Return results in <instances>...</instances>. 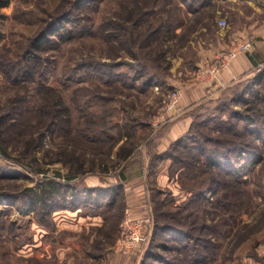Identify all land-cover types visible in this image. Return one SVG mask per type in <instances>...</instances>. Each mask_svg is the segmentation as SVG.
I'll use <instances>...</instances> for the list:
<instances>
[{
	"label": "rangeland",
	"instance_id": "rangeland-1",
	"mask_svg": "<svg viewBox=\"0 0 264 264\" xmlns=\"http://www.w3.org/2000/svg\"><path fill=\"white\" fill-rule=\"evenodd\" d=\"M6 1L0 264H264V63L220 92L207 91L191 105L186 130L166 138L182 111V87L216 81L198 72L224 50L209 57L203 51L225 43L241 28L239 10L251 13L252 6L246 0ZM48 25L59 26V34L31 47ZM173 88L181 96L165 109ZM230 121L261 157L240 183L203 153L231 140L232 131L219 130ZM71 171L77 173L69 180ZM139 173L133 190L127 178ZM46 178L80 190L120 187L99 208H71L66 197L53 201L59 208L41 216V224L24 201L26 188ZM126 210L147 223L146 241L130 253L116 245ZM170 227L190 235L176 237Z\"/></svg>",
	"mask_w": 264,
	"mask_h": 264
},
{
	"label": "trees",
	"instance_id": "trees-1",
	"mask_svg": "<svg viewBox=\"0 0 264 264\" xmlns=\"http://www.w3.org/2000/svg\"><path fill=\"white\" fill-rule=\"evenodd\" d=\"M7 2L8 1L6 0H0V7L6 6ZM64 22L65 21H63L62 24H64ZM48 26L49 27L47 30H45L47 31L46 33L44 30H42L38 37L32 40L31 47L34 49L39 48L41 42L49 40L47 38L48 36L54 35L56 33L59 34L57 31L59 30V26ZM244 116V120L247 121H249L251 118V115L248 113H246ZM227 124L229 125L219 126V130L222 132L225 130L230 132L232 131L231 140L226 139L218 141L215 143V147L212 151L207 150L206 152L203 151V153L205 158L209 159L212 165H217L219 168H223V170L226 171L231 176V178L233 177L235 181L240 183V178L244 174V171L247 170V166L253 165L259 161L261 157L257 153L258 151L250 149L248 143H244L239 139L241 131L239 132L238 124L234 125L231 123V121ZM262 131L264 133V130ZM259 134L260 133H257L256 135L259 136ZM178 141L176 143H178ZM192 154L195 156L194 153ZM202 163L206 164L204 161H202ZM76 173L77 172L71 171V174L67 175V179L70 180L75 178ZM118 185L119 184L110 185L107 188L91 186L80 190L76 187L68 186L66 183H62L56 179L46 178L44 182L40 183V186L35 185L28 186L26 188V195L29 197V200H25L24 203L28 206H32L36 216L37 214L40 215V218L35 217V220L42 224L44 219H42L41 216L45 217V215H49L52 211H54L55 208H59L55 203H53V201H57L58 199L60 200L66 197V199H69L72 203L71 205H68L71 208H76L78 203L88 204L90 207L92 206L99 208L101 205V200L105 199L109 193H114L115 188L120 187ZM67 187H71L72 190L69 191ZM68 191L70 193H68ZM80 192H82V195L79 194ZM108 202L109 205L113 203L111 199ZM169 232H171L176 237H186L190 235L188 231L180 230L177 227H170ZM191 256H196V253ZM189 260H191V258H189Z\"/></svg>",
	"mask_w": 264,
	"mask_h": 264
},
{
	"label": "crops",
	"instance_id": "crops-1",
	"mask_svg": "<svg viewBox=\"0 0 264 264\" xmlns=\"http://www.w3.org/2000/svg\"><path fill=\"white\" fill-rule=\"evenodd\" d=\"M246 1L252 6V12L244 13L243 11L239 10L241 12V28L230 34L227 41L225 43H220L216 49L212 50V48H208L204 50L203 53L205 56L209 57L215 51L225 50L228 47L229 42L244 41V39H247L248 37H251L253 42L251 49L244 52L243 54L237 55L226 70L219 71V76L217 77L214 84L209 85V88H207L206 84L201 82L188 83L182 87L183 94L178 102V106L182 111L177 119L170 122L171 124L169 131L166 134V138L169 140L179 134H182L184 130H186L189 125L187 113L192 107L191 105L198 101V99L206 96L207 91L215 90L216 92H220L221 89L228 85L233 79H236L238 76H241L245 74V72L254 69L261 63H264V0ZM206 88L208 90H206ZM140 175L141 173H139L137 176H131L130 178H127L132 180L131 183H133V190L139 187L138 185L140 183V179L138 181L137 179L140 177ZM141 186L144 189L142 181Z\"/></svg>",
	"mask_w": 264,
	"mask_h": 264
},
{
	"label": "built area",
	"instance_id": "built-area-1",
	"mask_svg": "<svg viewBox=\"0 0 264 264\" xmlns=\"http://www.w3.org/2000/svg\"><path fill=\"white\" fill-rule=\"evenodd\" d=\"M219 24L220 26H224L226 20L224 18L219 19ZM252 43L253 42L248 38L244 39V41L232 42L227 50L215 54L212 61L206 63L204 67H201L198 74H200L205 81H214L218 77L217 72L221 69H227L230 62L235 59L237 55L244 53L252 47ZM180 96L181 91L178 88H173L168 92L167 98L164 99L163 107L165 109L174 107V104ZM145 221L144 218L131 217L128 210H126L120 225V236L116 242L117 248L122 252L129 253L138 249L139 245L146 241V236L143 232V228L147 225Z\"/></svg>",
	"mask_w": 264,
	"mask_h": 264
}]
</instances>
